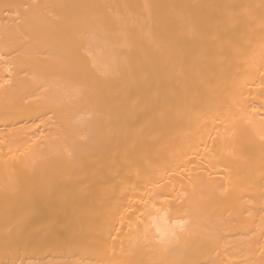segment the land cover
I'll list each match as a JSON object with an SVG mask.
<instances>
[{
	"label": "bare ground",
	"instance_id": "6f19581e",
	"mask_svg": "<svg viewBox=\"0 0 264 264\" xmlns=\"http://www.w3.org/2000/svg\"><path fill=\"white\" fill-rule=\"evenodd\" d=\"M0 264H264V0H0Z\"/></svg>",
	"mask_w": 264,
	"mask_h": 264
}]
</instances>
